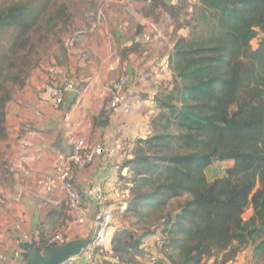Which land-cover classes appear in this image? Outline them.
<instances>
[{"label":"trees","instance_id":"1","mask_svg":"<svg viewBox=\"0 0 264 264\" xmlns=\"http://www.w3.org/2000/svg\"><path fill=\"white\" fill-rule=\"evenodd\" d=\"M3 4L0 32L13 35L0 63L12 58L16 71L5 76L0 65V139L12 94L5 82L24 83L34 67L31 33L42 19L54 24L66 14L57 0ZM160 4L172 20L174 9L191 7L186 0ZM191 21L188 37H178L168 55L172 75L155 99L154 132L136 139L119 166L131 172L123 212L132 228L115 226L95 264H150L141 246L150 236L159 246L153 264H205L212 256L217 264L223 252L222 263L241 245L264 261V0H197ZM216 161L229 165L209 181L205 169Z\"/></svg>","mask_w":264,"mask_h":264},{"label":"crops","instance_id":"2","mask_svg":"<svg viewBox=\"0 0 264 264\" xmlns=\"http://www.w3.org/2000/svg\"><path fill=\"white\" fill-rule=\"evenodd\" d=\"M162 1L167 0H68L76 10L74 24L78 27L63 39L60 55L52 58V65L32 69L24 83L14 88L5 107L6 137L0 143V224L3 232L10 230L11 234L0 254V264H28L21 245L32 241L40 249L42 232L66 230L69 242L87 240L94 230L91 218L96 206L91 199L84 195L88 218L75 224L64 201L60 205L49 201L59 199L57 194L42 195L36 187V180L52 170L57 138L71 144L68 139L72 137L105 148L103 156L92 164L73 169L72 180L83 194L92 184H100L108 203L128 195L116 188L117 176L125 170L119 166L132 155L125 153L124 144L129 145L126 140L135 136L152 133V129L142 133L141 127L159 112L155 99L172 75L167 58L175 41L172 35H179V30L161 7ZM63 74L74 77L77 86L57 105L44 91ZM123 74L129 79L132 110L105 116L96 104L107 98L110 84ZM149 107L150 113L157 112L148 115L145 110ZM150 237L141 245L146 250ZM222 255H218L217 264L256 261L250 245L220 263ZM214 259L210 257L205 264Z\"/></svg>","mask_w":264,"mask_h":264},{"label":"built area","instance_id":"3","mask_svg":"<svg viewBox=\"0 0 264 264\" xmlns=\"http://www.w3.org/2000/svg\"><path fill=\"white\" fill-rule=\"evenodd\" d=\"M177 2L178 0H168ZM146 36L145 40L149 41ZM129 79L127 75H120L108 88L107 98L96 104V108L104 115L129 114L132 110V98L127 92ZM76 80L68 74H63L58 83H50L45 87L47 96L57 105L62 104L64 96L76 91ZM73 145V155L67 157L62 151L57 150L52 170L41 175L36 180V187L42 195L57 194L59 199L49 200L55 205L64 201L71 215L72 222L82 224L88 218L84 207V195L91 199L96 211L91 218L94 223V230L89 238V243L78 254L69 256L60 264H95L103 259L107 249V243L111 236L110 229L114 221L112 208L107 205V197L100 184H92L85 189L83 194L72 180L74 168H84L94 162L98 157L103 156L104 146L100 144L86 145L83 140L68 139ZM109 154V153H108ZM20 227L17 226L16 229ZM24 238L26 236L24 235ZM68 241L66 230L57 231L45 239L42 251L54 245H62ZM158 255L154 252L145 251L144 259L147 263L153 264Z\"/></svg>","mask_w":264,"mask_h":264},{"label":"rangeland","instance_id":"4","mask_svg":"<svg viewBox=\"0 0 264 264\" xmlns=\"http://www.w3.org/2000/svg\"><path fill=\"white\" fill-rule=\"evenodd\" d=\"M15 1H20V0H0V6L1 4H5V3H9V2H15ZM21 1H28V0H21ZM40 1V0H39ZM187 5L191 6L188 7L187 9H174L173 13L178 11L179 15L177 17H174V20H172L173 23V27L177 30H179V35L175 33H173L172 35V39L176 40L178 37L185 35V37H188L189 32H190V26L187 25L191 24V13H192V7L195 6L197 4V0H186ZM59 3H67V8H66V14L65 15H61L59 17H57V19L55 20L56 22L54 24H50V23H46V18L42 19L40 21V23L36 26V28L33 30V32L31 33V38L29 43L27 44V51H30L31 49V55H32V59L34 62V67H32L31 69H29L28 71V75L30 73V71L34 68L37 67V65H42L45 67H50L52 65V58L55 56H59L60 52L62 50L63 47V43L64 40L66 38V35L69 32L75 31L76 28L78 27V25L74 24V16L76 14V10L71 6L70 3H68V0H57V4ZM3 4V5H4ZM186 6V5H185ZM13 35V31L12 30H8V31H2L0 32V52H4V50H6L7 48V43L9 42L10 38ZM175 43V41H174ZM34 46L33 50H32V45ZM252 44L255 45V40L252 41ZM12 58L10 59V61H6L4 63H0V65L2 66L3 70V74L9 75V73H15V68L11 67V61ZM58 76V74H57ZM11 81L8 80L5 82V86L6 88H11L12 89V93L14 91V88L17 87L18 85H12L10 83ZM49 84V83H48ZM12 95V94H11ZM150 109L145 110V112L148 115H153V113L157 112L156 110H153V112L150 113L151 107H149ZM141 111V110H140ZM152 125V121L148 120V123H144V125L141 127V131L142 133H146V131H151L152 128H150ZM145 129V131H143ZM5 131H6V127H5ZM140 132V131H139ZM154 131L152 130V133ZM148 135H144L142 136V138L147 137ZM6 137V136H5ZM141 138L139 136H135L134 138H132V140H126V142H129L130 144H124L126 150L125 153L126 154H132L133 150L135 148V141L136 139ZM4 139V138H3ZM0 139V143H1ZM133 143V145H132ZM1 150H0V154H1ZM127 159V158H125ZM124 159V160H125ZM229 163L226 162H214L211 166H209L208 168L205 169V174L207 179L210 181L214 178L220 177L224 174V169L226 166H228ZM123 173H120L117 176V179L119 180V183L116 185V188L118 191L124 190L127 191L128 195L124 194L123 196H120V199L118 200H111L110 203H108L107 200V205L111 204L112 207V213L114 216V221L112 223V227L110 229V232L113 230V228L115 226H120V225H125L128 228H132V218L129 214L124 213L123 212V208L125 207L124 202H126L129 197V188L132 186L131 183H129V178L131 175V172L128 169L123 170ZM122 172V171H121ZM45 174V173H44ZM123 197V199H121ZM184 199V197H181L180 199H175L174 202L172 203V208H174L177 203L180 201H182ZM60 205V204H59ZM252 215V209L251 207H248L244 213H243V218L245 220H248ZM0 221H1V217H0ZM2 225L0 224V254L4 251V247L6 246V241L9 238L8 234H11L10 230H6L3 232V229L1 228ZM49 229H52V227H50ZM61 231V230H60ZM53 233H55L53 230L43 234L40 233V242H39V250H41V248L44 245L45 239L52 235ZM151 238V237H150ZM42 239V240H41ZM156 237H152L151 239L147 240V244L146 247L148 248L147 251L149 252H155L157 255L158 254V248L159 246L157 245L156 242ZM234 245V244H233ZM237 246V243L234 245V247ZM245 245H241V247L239 248H247V245L244 247ZM145 248V247H144ZM43 252V251H42ZM247 252V257L250 256L249 254V249H246ZM105 257V256H104ZM159 257V256H158ZM250 260V259H249ZM207 259L205 260L204 263H206ZM145 261L143 260V263ZM146 264V263H145ZM249 264H251V262H249ZM254 264H264V261H255Z\"/></svg>","mask_w":264,"mask_h":264},{"label":"water","instance_id":"5","mask_svg":"<svg viewBox=\"0 0 264 264\" xmlns=\"http://www.w3.org/2000/svg\"><path fill=\"white\" fill-rule=\"evenodd\" d=\"M57 150L62 151L67 157L73 155V145L68 144L65 140L57 138L53 144ZM87 240H72L62 245L48 247L43 252L34 247V243H24L21 245L24 250V256L28 259V264H60L69 256L78 254L89 243Z\"/></svg>","mask_w":264,"mask_h":264}]
</instances>
